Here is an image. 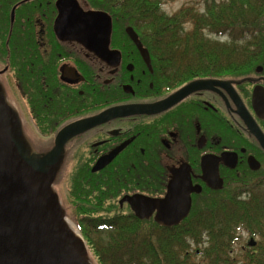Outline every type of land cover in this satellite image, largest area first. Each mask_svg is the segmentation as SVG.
Segmentation results:
<instances>
[{
    "label": "flooded vegetation",
    "instance_id": "af4514ba",
    "mask_svg": "<svg viewBox=\"0 0 264 264\" xmlns=\"http://www.w3.org/2000/svg\"><path fill=\"white\" fill-rule=\"evenodd\" d=\"M78 1L85 10L108 12L113 25L115 19L120 23V0L114 4L115 8L113 5L115 12ZM56 2L0 0V63H3L0 80L9 74L14 90L19 93L31 120L23 123L25 133L32 130L40 133L41 128L54 131L51 135L40 133L52 142V147L58 132L69 124L97 117L115 107L124 111L125 107L151 106L193 81H211L209 87L196 89L162 110L126 115L120 110V115L108 116L72 136L65 144L59 175L63 173L68 178L84 169L79 176L92 181L114 174L119 177L120 210L136 221L163 228L203 227L213 221L211 216H219L218 207L208 203L214 196L246 197L264 188V146L241 115L247 111L264 134V51L242 73L219 74L217 69L216 73L196 74L179 84L174 61L155 58L154 52L145 45L151 68L134 43L129 44L131 50L125 54L120 36L115 42L113 36L111 39L110 48L119 52L115 66L81 43L60 39L55 30ZM217 37L227 38L226 35ZM13 49L23 55L22 58L17 54L18 60L23 59L21 66L24 65L22 93L18 87L20 69L11 65L16 58H13ZM3 50H7L5 56ZM32 78L36 90L35 86L31 87ZM35 91L39 96L38 108L45 117L41 123L36 122L32 113ZM8 98L12 100L10 95ZM121 146L124 147L107 165L94 170L100 159ZM224 154L226 159H221ZM250 157L259 163L257 169L250 166ZM67 164H71V170H67ZM217 170L223 181L220 188L212 185L216 184L213 180L208 182ZM189 177L194 188L192 206L178 224L165 226L158 222V209L149 218H140L127 201L120 203L125 195L134 194L164 199L174 179L187 181ZM200 232L198 239L189 241L197 246L195 251L187 250L184 254L205 258L201 264H216L213 259L219 256L225 260L219 259L217 264H243V255L257 245L256 241L250 244L253 237L240 230L236 240L228 245L229 250L219 252L215 250L218 245L213 242V236L204 229ZM245 235L247 241L242 242Z\"/></svg>",
    "mask_w": 264,
    "mask_h": 264
},
{
    "label": "trees",
    "instance_id": "16d2710c",
    "mask_svg": "<svg viewBox=\"0 0 264 264\" xmlns=\"http://www.w3.org/2000/svg\"><path fill=\"white\" fill-rule=\"evenodd\" d=\"M82 1L90 7L116 11L117 0ZM187 23L191 24L190 28L185 27ZM128 25L139 30L143 44L154 52L155 58L174 61L179 84L196 74L216 73L217 69L219 74L242 73L264 51L261 46L264 45V0L211 2L202 13L185 6L172 15L162 10L161 0H120V23L115 19L113 25L114 42L120 28V41L133 44L125 31ZM217 35H226L227 39L215 38ZM122 49L125 54L130 51L128 47ZM11 52L15 59L21 54L14 49ZM6 53L7 50L2 51L4 56ZM15 59L11 65L20 69L18 87L22 93L23 59ZM30 81L36 90L33 78ZM34 93L37 96L33 94L32 113L36 122L41 123L45 117L38 108L39 96ZM40 133L51 135L54 131L41 128ZM44 143L40 142V148H44ZM83 172L84 169L79 175ZM79 175L70 180L73 212L70 219L86 240L93 264H191V257L184 253L190 239L202 235L200 229L213 236V242L218 245L215 250L219 252H227L228 245L244 230L257 245L243 255V264H264V188L246 197L214 196L208 203L218 207L219 216H211L213 221L203 227L163 228L136 221L120 210L119 177L110 174L89 181ZM219 259L225 257L213 260L217 264Z\"/></svg>",
    "mask_w": 264,
    "mask_h": 264
},
{
    "label": "water",
    "instance_id": "95a60500",
    "mask_svg": "<svg viewBox=\"0 0 264 264\" xmlns=\"http://www.w3.org/2000/svg\"><path fill=\"white\" fill-rule=\"evenodd\" d=\"M56 6L55 30L60 39L81 43L107 64L117 65L119 52L110 48L113 19L108 12L85 10L78 0H57ZM126 32L151 68L149 51L139 34L132 26H128ZM210 84L209 80L193 81L160 103L125 107L124 111L115 107L97 117L69 124L58 132L54 146L47 153L40 154L34 153L24 140L22 117L0 80V264H93L88 257L86 240L68 225L72 221L54 189L63 165L66 142L106 117L120 115V110L125 115L159 111ZM241 115L264 146V134L255 120L247 111H242ZM123 147L100 159L94 170L107 165ZM226 157L224 154L221 159ZM249 163L253 169L258 168L259 163L254 157H250ZM210 179L216 183L212 184L214 187L222 186L218 170L211 174L208 182ZM193 189L190 177L187 181L176 178L164 199L134 194L125 195L120 203L127 201L140 218H149L158 209L157 221L171 226L190 212ZM254 243L252 239L250 244Z\"/></svg>",
    "mask_w": 264,
    "mask_h": 264
},
{
    "label": "rangeland",
    "instance_id": "374dc122",
    "mask_svg": "<svg viewBox=\"0 0 264 264\" xmlns=\"http://www.w3.org/2000/svg\"><path fill=\"white\" fill-rule=\"evenodd\" d=\"M221 1H227V0H161V7L162 10L168 14V15H172L173 13H175L176 11H178L180 8L185 7V6H190L193 7L196 11L198 12H204L206 10V7L209 3L211 2H221ZM186 28H190L191 24L187 23L185 24ZM118 36H120V33L118 32L116 34V38L115 41H117ZM218 38V37H215ZM222 40H226L227 38L222 37ZM122 40V38L120 39ZM125 45L124 47H128L131 50V47H129L128 43L122 42L120 41V46ZM130 52V51H129ZM3 63H0V66H2ZM10 75L6 74L2 77L1 81L3 82L6 92L8 93V97L9 95L12 97L11 103L18 109V111L20 112V115L23 119V123L25 124L27 121H30L28 116H27V112L26 109L24 108L23 104H22V100L20 99L19 93L18 91L14 90V86L12 85V82H10ZM45 140V136L44 138L42 137V135H40V133L36 130H32L31 132L25 133L24 135V140L26 141V143L28 144V146L30 147V149L34 152V153H40V152H44L46 149H50L52 147V142L50 140H45L44 144H46L45 146H43L44 148H40V142L41 139ZM71 170V164H67V170ZM67 175V174H66ZM58 177V176H57ZM72 179V175L68 178L64 176L63 173H61L59 175V178L57 181H55L54 183V189L58 192L59 197L62 201V204L67 212V216L71 217L72 212V201L70 199V180ZM71 220V219H70ZM73 228L78 232V234L82 235L80 230L77 228V226L75 225V223L71 222ZM103 236H106L105 234ZM244 239L242 240V242L247 241V236L245 235L243 237ZM196 245L193 243H190V245L187 246L188 250L190 251H195L196 249ZM194 256L190 258V262L191 264H201L203 262V260L205 258H202L201 256H196L195 254H193ZM194 261V262H193Z\"/></svg>",
    "mask_w": 264,
    "mask_h": 264
},
{
    "label": "bare ground",
    "instance_id": "6f19581e",
    "mask_svg": "<svg viewBox=\"0 0 264 264\" xmlns=\"http://www.w3.org/2000/svg\"><path fill=\"white\" fill-rule=\"evenodd\" d=\"M128 26H130V25H128ZM126 31V30H125ZM68 225L70 226V227H72L73 228V226H72V224H71V222H69L68 223ZM73 230H75L74 228H73ZM75 232L78 234V232L75 230Z\"/></svg>",
    "mask_w": 264,
    "mask_h": 264
}]
</instances>
